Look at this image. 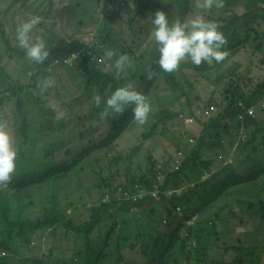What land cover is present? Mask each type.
<instances>
[{"label":"rangeland","instance_id":"374dc122","mask_svg":"<svg viewBox=\"0 0 264 264\" xmlns=\"http://www.w3.org/2000/svg\"><path fill=\"white\" fill-rule=\"evenodd\" d=\"M51 1H54L52 6L49 4ZM93 1L95 0H22L21 2L0 0V10L4 15H0V69L3 68L2 73L9 78L6 81V88L33 84L35 74L39 73V67L44 63L37 64L10 50L4 41V34L6 33L15 47L20 48L16 40L17 26L33 16H38L41 22L32 31L33 40L43 38L48 50L51 44L58 47L56 40L59 41V45L60 40H64L78 48L79 45L76 43L82 41L89 30L95 28L92 25L96 21V16L103 11V7ZM127 1L122 0V3L125 2L122 7L124 11L114 26L116 45L113 46V55L104 56L106 61L97 69L103 73L107 81L124 76L115 67V61L120 55L130 54L128 56L133 57V53H138L140 58L149 55L148 58L143 59L144 62L137 63L144 67L150 66V62L158 56L159 46L151 38L152 20L149 18V22L145 19L142 25L146 27L143 32L149 30V35L141 32V26L137 23L134 27L130 26L128 21L136 17L143 7L137 3L133 4L130 7L135 11L130 13ZM132 2L135 3V0ZM144 2L151 1L144 0ZM163 3L171 8L178 20L186 21L188 14L185 15L179 3L169 0H163ZM193 3V8L200 13L206 11L228 25L237 16L241 17L236 26L239 37L237 36L236 41L232 40L226 44L237 50L226 52L227 55L221 62L225 64L219 72L222 74L219 81H215L217 78L215 76L209 80L206 77L196 78L199 75H193L192 83L195 90L190 104L187 96L177 95L164 87L167 82L162 78L163 71H159L155 76L151 75L150 71L142 72V68L137 70L133 65L128 66V85L131 84L146 97L151 105V112L146 123L142 125L138 123L132 132L129 130L128 137L133 140L120 147L117 154L102 156L103 153H99L100 158L97 159V149L95 143L89 140L92 134L87 128L91 126L93 120L98 125L106 121L107 116L93 114L91 105L93 103L96 108H104L103 104L100 106L95 104V97L103 94L106 100L115 91L112 83L104 84L105 88L102 91H94V88L87 86V79L80 71L69 70L67 66L54 62L57 57L53 55L52 48L49 50V56H52L54 61H50V65L44 70L46 78L54 81L53 85L48 88L43 87L44 95L38 89L34 91L27 89L12 101H7L4 107H0V123L6 124L11 133L13 145L18 152L17 161L20 162L22 151L26 154L24 162L27 175L35 176L36 171L45 169L48 150L60 160L70 163L79 162L70 185L65 190L52 191L58 199L54 211L61 210L76 223L86 224L94 216L93 209L96 206L105 204L106 199L116 202L117 196H125L123 191L130 192L136 187L140 197L134 201L137 202L140 198L149 199L147 190L144 191L148 187L142 181L134 185L135 177L131 180L126 179L128 176H133V168L138 172L140 179L149 181L155 186L160 185L159 182L169 177L170 168H178L180 162L193 157L200 140L204 139L208 120L204 122L205 119L201 118V123L196 125L189 122L192 116H201L199 112L204 116L208 111L204 108H210L209 102L215 103L217 110L231 104L232 94L225 91L229 83L239 84L245 88L243 92L250 95L257 90L258 84L264 82V2L253 9H248L251 0L250 2L223 0L222 8L213 6L207 10L197 7L198 0H192ZM103 31L104 28L101 33ZM89 42L96 44L98 49L102 48L100 42L93 41V38ZM230 68L233 69L229 70ZM179 75L187 81L183 74L179 73ZM133 76L138 78L139 83L132 78ZM146 77L155 85L150 81L146 82ZM20 100L23 102V112L19 108ZM260 102L261 100H258L254 107L258 108ZM49 109L55 110L53 114L47 112ZM161 109L176 112V118L168 121L166 125L157 126L154 114ZM90 112L93 119L89 116ZM211 114L215 115L214 109L211 110ZM66 116L70 117L71 122L66 131L67 135L64 133L65 127L59 125L60 120H65ZM52 117L56 121V128L48 131L46 123ZM66 122L68 126V121ZM219 124H222L220 130L212 129L205 137L207 148H203L198 163L192 161L190 172L188 171L181 180L174 179L159 202L150 199L144 206H133L129 211H121L118 209L120 206L117 208L114 205L108 213H102L103 221L92 238L101 250L104 249L106 232L116 231L112 245L107 247V250H103L107 256L109 253L112 254L110 260H116L115 257H118L116 244L121 249L120 254L132 264H152L151 258L145 253L150 252L155 245L154 234H157L156 231H160V228L167 229L174 219L176 226L181 227L186 224L187 227H191L189 225L191 222L193 223L191 225L195 226L194 231L201 233V235L194 234V239L188 241V247L192 244L196 248L193 252L196 262L193 264H264V110H259L257 125L252 127L236 129L237 121L235 125L227 121ZM154 126L157 128L153 129ZM23 127L28 137L24 135ZM125 127L123 126L118 135L123 133ZM83 131H86L84 137H82ZM149 131H154V136L145 139V134ZM219 133L220 138L217 137ZM243 134L246 135L245 141L241 138ZM191 139L196 141L191 143ZM47 141H50L53 147L47 146ZM219 142L223 146L220 148L214 146L215 149L209 150L208 147ZM247 142L249 144L245 146ZM232 152L237 158L235 169H238L233 173L236 174L233 176L234 180L229 176L234 166L221 168L217 161V158L225 157ZM150 155L154 157L152 162L149 160ZM248 155H252L253 159ZM209 159L212 160V166L216 170L214 173H218V176L211 177L213 179L211 183L193 192L198 182L203 179L201 174L203 173L205 177L209 175L208 167L203 165V162ZM195 170L197 172L194 173ZM186 178L189 179L181 185V181H185ZM224 183L227 184L225 188H223ZM61 184L65 186L66 182L61 180ZM178 185L186 186V189L183 187L178 189ZM30 187L27 191L32 189ZM118 188L120 191H116ZM219 190L220 194L216 198ZM187 194H190L189 198ZM130 195L133 196L131 192ZM201 197L206 199V205H202ZM172 200H175L179 207L186 210L191 208L198 213L192 218H186L185 214L170 215L168 211L172 210ZM40 205L35 209H25L24 217L29 218L32 212H37V218L42 217L46 213L44 211L46 205ZM165 219H169L168 225H164ZM212 229L225 230V233L207 234ZM251 230H255V234L249 237L248 232ZM68 233L66 235L65 228L59 226L56 233L51 228H44L25 236L18 241L22 255H14L12 264H33L37 259L46 258H52L49 264L67 263L65 254L72 255L76 250L87 249L88 246L86 235L76 237L73 230ZM27 240L31 241V245ZM193 247L190 250H194ZM163 252L164 249L159 251L160 260L153 264H161ZM9 254L12 255L11 252Z\"/></svg>","mask_w":264,"mask_h":264},{"label":"trees","instance_id":"16d2710c","mask_svg":"<svg viewBox=\"0 0 264 264\" xmlns=\"http://www.w3.org/2000/svg\"><path fill=\"white\" fill-rule=\"evenodd\" d=\"M22 0H19L21 2ZM124 1V0H123ZM151 2L146 3L144 0H135V3L132 2V0L127 1V5L130 7L133 4H138L139 6H142L143 9L139 11L136 17L130 19L128 21V24L130 26L134 27V24H139L141 27V32H143L144 28L142 25L144 24V20L147 19L149 22V18L153 20V16L157 10H163L167 12L170 23L180 21L177 19V16H175V13L169 8L165 3H163V0H150ZM173 3H179L182 7L183 12L188 14L186 17V21L190 20L196 16L199 15L200 11L193 8L194 3L192 4V0H169ZM250 2V0H247ZM117 2L119 5H117ZM264 2V0L255 1L251 0V4L248 9H253L256 7L259 3ZM54 1H51L49 4L52 6ZM93 3H96L97 5H101L103 7V14H99V16H96V21L92 26H95L94 29L89 30L87 33V36L80 42L76 43L79 45V47H74L73 43L60 40H56L55 43L58 44L54 47L52 44L49 46V50L52 48L53 55L55 58L60 57H66L67 55H71L77 52H81L84 50V63H85V78L87 79V86L89 88H94V91H102L104 90V84L111 82L113 85L114 90H116L119 87L125 86L127 82V77L129 75V68L128 66L133 65V68L137 67V70L141 69L142 72H149L151 75L157 76L158 72L162 69L160 68L158 64V48H157V57L153 61L150 62V66H139L140 62H144V58H148L149 55L140 58L138 53H133L132 56H128L130 54H127L129 57V64L126 67V70L124 69L121 72L124 76L120 79H110L107 81L103 77V73L100 70H96L94 66H92V56L90 55V47L88 44H86V40H90L92 38L95 39V41L100 42L101 44V53L104 55H107L109 53H113V46L116 45L115 42V29L114 26L117 23L118 18L122 15L124 11V7L122 3V0H95ZM45 6V5H44ZM130 7L129 12L132 13V10ZM5 14V13H4ZM0 15H3V13L0 10ZM200 15L204 16L205 19H210L214 22H216L219 25L220 31L223 32L225 35L227 42L229 41H236L237 36L239 37V33L237 32L236 26L238 22L241 20L240 16H237L230 25L222 21L221 19H217L210 14H208L206 11H201ZM199 15V16H200ZM4 16V15H3ZM243 18L245 16H242ZM6 25V24H5ZM104 28V31L101 33V30ZM148 29V27H147ZM152 32V31H151ZM101 33V35L99 34ZM147 35H149V30L147 32H143ZM235 35V37H234ZM233 37V38H232ZM4 41L7 45V47L15 51L20 57L27 58L25 50L15 47L12 42L10 41V38L6 36V33L3 36ZM225 45L224 50L226 52H234L237 49L231 48L232 46ZM21 50H18V49ZM227 48V49H226ZM231 48V49H230ZM230 49V50H229ZM116 55V53H115ZM50 61H54L52 56H49L47 60H45L43 65L39 67V73L35 74L33 79V84L27 85H14L10 88H6V81L7 78L4 73L3 68L0 69V107H4L6 105L7 101H12L15 97H18L21 95V93L25 92L27 89L29 91H34L35 89H38L39 92L45 93L43 88V81L47 80L46 78V69L50 65ZM225 63H214L213 65H208L206 63H202L200 66H196L192 64L191 60L189 58H185L179 67L171 73L165 72V74L162 75V78L166 80L167 82V88H171L172 92H174L177 95H185L188 97V103H192V96L194 94V83H192V78H194L193 75H199V77H206L209 80H212V77H217L215 81H219L222 78V74L219 73L222 68H224ZM234 68V67H233ZM230 68L229 70L233 69ZM179 73L183 74L187 81L183 80V77L179 75ZM125 74H127L125 76ZM182 75V76H183ZM136 82L139 83L138 78L132 77ZM145 81L151 82V79L148 77L145 78ZM155 85L154 82H151ZM239 83V82H238ZM245 88L240 86L239 84H233L229 83L226 87V92H230L232 94V103L229 104L226 108L221 107L220 110H217V105L215 103H208V107L210 108H204L206 110H215V115L209 116L206 120H208L207 128L204 132V139L200 140V145L193 152V157L187 158L184 162H180L178 164V168H175L173 171L172 168H170L169 177L163 181L159 182L160 185L155 186L153 183L149 181H144V179H140L138 172L136 169L133 168V176H128V180H131L135 177L134 185L140 181H142L148 188H146L144 191L147 190V194L149 196V199H143L140 198L139 201H125V199H121V196H117L118 200L116 202H108L103 204L102 206H96L93 210H95L94 216L91 218L90 221H88L86 224H79L76 223L74 220L67 217L63 211L61 210H53L54 207L57 206V196L52 191L56 190H65L69 185L71 180H73L74 175L76 173V169L78 167L79 162L70 163L66 160H60L58 156H55L51 153L50 150L46 152V166L45 169L36 171L35 176H29L26 174V165L24 162L25 159V152L22 151L20 153V162L19 160L16 161V169L15 173L12 174L11 181L6 184L0 186V264H12L14 261V255H22V252L20 250V247L18 246V241L22 238H25V236L36 233L44 228H51L53 231H55L59 226H63L65 228V231L67 232L66 235H68L71 230L75 231L76 237H81L83 235H86V239L88 241L87 249L82 250H76L74 253L71 254H65L67 256L66 260L67 263L63 264H132L130 261L126 260L122 255L118 252V257L116 256V260H110L112 258V254L110 256H104L102 251L100 250L98 243L94 242V239L92 238L96 234L97 228H99L101 225L102 220V213H108L109 210L115 206H117L118 209L121 211L128 210L129 208L133 206H144L150 199L154 200L155 202H159L160 197L165 196V194L168 191L169 186L172 184L174 179H182L187 175V172H190V167L192 161H194L196 164L198 163V159L201 158V152L204 147L207 146V142H205V137L208 136L210 131L212 129L220 130L221 125L220 122H226L231 123L235 125V121L237 120V117L241 112H244L247 114V110L249 107H254L256 102L264 97V82L262 84L257 85V90L250 95H247L243 92ZM192 93V94H190ZM247 93V92H246ZM101 97L104 99L106 98L103 94H101ZM241 102L245 103V106L241 105ZM23 102L20 100L19 108L20 111L23 112ZM92 109L94 110L93 114L96 116L103 115L104 108H96L94 107V104L91 105ZM129 107V108H128ZM55 110L49 109L47 110L48 113L53 114ZM130 113V114H129ZM89 116H92V112L89 113ZM177 116V113L169 110V109H161L156 114H154V118L156 119V125H166L168 121H171L175 119ZM217 116V117H216ZM216 117V118H215ZM93 119V116H92ZM204 120V122L206 121ZM256 118H253L252 116H247V121L245 124L247 127H252L256 124ZM46 121V120H45ZM68 121V126L67 122ZM65 122V125H64ZM77 122L82 123L81 121L77 120ZM76 122V123H77ZM69 123L70 117H65V120H60L59 125L61 127H65V135L67 129H69ZM47 128L48 131L53 130L56 128V121L52 117L48 121ZM138 124L133 119L132 115V106H126L125 111L120 114H109L107 115L106 121L102 125L96 124V121H92L91 126L87 127L90 130L91 138L89 139L92 143H95V149H97L96 157L97 159L100 158L99 153H103L102 156H110L111 153L117 154L120 150L119 148L122 147L124 144L131 142L133 139H130L128 135H130V131L132 132L134 130V127ZM27 126V125H26ZM24 126V127H26ZM123 126H126L124 128L123 133L118 135L120 130L123 128ZM157 126H154L153 129H156ZM229 126V125H228ZM239 127L242 126V124H238ZM23 127V128H24ZM100 127V128H99ZM22 128V129H23ZM237 129V127L235 126ZM42 129V128H41ZM130 130V131H129ZM28 131V129H27ZM23 133L26 137H28V134L24 128ZM86 134V131L82 132V137H84ZM118 135V136H117ZM154 136V131H149L145 134V139H151ZM127 137V138H126ZM220 138V133L217 136ZM119 138V139H118ZM197 139V138H196ZM47 146L53 147L50 143V141L46 142ZM249 142L245 144V146H248ZM220 148L223 146L221 142L219 144H213L211 147H208L210 151L213 149ZM58 147V146H55ZM207 148V147H206ZM249 158L253 159L252 155H248ZM121 159L123 157L120 156ZM153 155L149 156V160L152 162ZM207 162H203V165L208 167V173L212 174L210 177L207 178V180L204 181V179L200 180L193 190H197L198 188L203 187V185H208L213 181L211 177L218 176V173L212 166V160H206ZM217 161L219 164L222 163L221 158H217ZM155 162V161H154ZM197 168V166H195ZM235 167V166H234ZM236 170H233L231 174L229 175L232 180H234L233 176L236 174H233ZM194 173L197 172V170L193 171ZM214 173V174H213ZM65 174H68L67 176ZM100 176L102 174L100 173ZM202 177L203 173L201 174ZM189 178H186L185 181H181V185L184 184ZM201 179V178H200ZM61 180H64L66 182L65 186L61 184ZM54 183V184H53ZM51 184H53V187L51 188ZM224 183L223 188L226 187ZM107 186V184H104ZM181 185H178V188H181ZM31 186V187H30ZM32 188L31 190L27 191V188ZM110 187V185H108ZM171 187V186H170ZM160 191H159V190ZM123 190V189H121ZM120 191V188L118 190ZM133 191L136 193H139L138 188H133ZM158 192V193H157ZM262 192V191H261ZM122 194L121 192H119ZM157 193V195L155 194ZM220 193L217 192L216 198H218V195ZM123 195H126V192L123 191ZM190 194H187L186 196L189 198ZM15 197V200H12V198ZM120 197V198H119ZM142 197V196H141ZM202 205H206L207 201L204 197L200 198ZM46 205L44 206V211L46 212L42 217L37 218V212H32V215L29 218H25L23 215V212L25 209H35L38 206ZM186 210L185 217L186 218H192L195 214L198 213V211H192ZM170 214L175 215L172 210L168 211ZM54 213V214H52ZM173 219V218H172ZM176 220L173 219V222H171L168 225V228L165 230L156 231L157 234H154V242L155 245L152 246L150 252H146L145 255L149 256L151 258V263L157 262L160 260V255L158 254L160 250L164 249L161 264H193L196 262L195 258L193 257V252L196 251L195 246L191 244L188 247V241L194 239V234L201 235V233H197V231H194L195 226L190 225L191 227H187L186 224L182 225L181 227L175 225ZM103 226V225H102ZM187 228V229H186ZM223 231H216L212 229L211 231H208L207 234H217L221 235L224 232ZM115 230L106 232V239H105V245L111 246L112 245V239H114ZM100 234V233H98ZM255 234V230H251L248 232V236L252 237ZM66 237V236H65ZM28 244L31 245V241L27 240ZM193 247L194 250H190ZM134 249V248H133ZM133 251V250H132ZM12 253L10 255L9 253ZM110 254V253H109ZM71 255V256H70ZM77 259V260H76ZM52 258H46V259H37L34 261L33 264H49L51 263Z\"/></svg>","mask_w":264,"mask_h":264},{"label":"clouds","instance_id":"9594fccd","mask_svg":"<svg viewBox=\"0 0 264 264\" xmlns=\"http://www.w3.org/2000/svg\"><path fill=\"white\" fill-rule=\"evenodd\" d=\"M213 6L222 8L223 0H198L197 3V7L205 10L211 9ZM153 17L151 38L159 46L158 64L162 69L161 71H163V74H165V72H174L185 58H189L192 64L196 66H200L202 63H206L208 65H213L214 63L218 64L225 59L227 53L224 50V46L227 44V39L223 32L220 31L219 25L216 22L210 19H205L204 16L200 15L187 21H176L170 23L167 12L163 10H157ZM40 22L41 21L38 16H33L18 25L16 29V40L19 47L25 50L26 57L29 60L35 61L37 64L43 63L47 60L50 54L46 41L43 38H36L33 40L31 35L33 29L36 28ZM109 55L111 56L113 53H109ZM58 59L61 60L63 57L57 58L54 62L56 63ZM102 64L103 63H101V65ZM128 64L129 57L127 55H120L115 61V67L119 71H123ZM84 65L85 63L78 65L75 68H68L69 70L80 71L82 74H85V71L83 72L85 69ZM101 65H98L97 62H92V66H94L96 70ZM53 83L54 81L47 79L43 81V87H51ZM164 87H167V84ZM167 89L172 91L170 87ZM263 99L264 97L259 100ZM95 104L97 106H100L101 104L104 105L103 115L105 116L109 114H120L125 111L126 106H132L133 119L141 125L147 122L148 116L151 112V105L147 101L146 97L137 91L131 84L117 88L110 96L107 97L106 100L97 95L95 97ZM259 110L264 109L260 108V106L257 108L256 119L258 117ZM199 114H201V116H192L189 119V122L199 125L202 120L201 118L206 120V118H208L207 116H209L207 114H204L203 116L201 112H199ZM238 118L239 116L236 121L238 124L241 123L242 126L239 127L235 121L236 127L240 129L247 127L245 124L247 118L244 122L240 121ZM191 119H194L195 121L192 122ZM241 138L245 141L246 135H241ZM195 141V139H191V143ZM17 155L18 152L13 145L12 136L8 131L7 125L0 123V186L6 185L11 181L12 174L16 169ZM229 158L233 159L232 163H227ZM221 159V168L235 166L233 167V170H238L235 169L237 166L235 165L237 158L234 152L230 155H225V157H222ZM184 161L185 160L182 162ZM172 170L174 171L175 168ZM210 175L211 174L209 173L208 177ZM208 177H203L204 181L207 180ZM181 187L186 189V186ZM127 192L129 193L128 195ZM127 192L125 196H121V199H125V201H132L140 197V193H135L133 189L130 191L133 196L130 195L129 191ZM218 192L220 193V190ZM105 201L106 203L113 202V200L108 201L107 199ZM172 204V211L174 214L176 213L182 216L186 213V209L179 207L175 200H172ZM168 224L169 219H165L164 225ZM191 224L193 223L189 222V225ZM107 247L109 246H104V249L107 250ZM115 247L120 254L121 249L116 244ZM104 249H101V251L104 256H107V254L103 251ZM110 255L111 253L109 256Z\"/></svg>","mask_w":264,"mask_h":264},{"label":"built area","instance_id":"2783aa9c","mask_svg":"<svg viewBox=\"0 0 264 264\" xmlns=\"http://www.w3.org/2000/svg\"><path fill=\"white\" fill-rule=\"evenodd\" d=\"M100 15H102L104 17V14H103V11L100 13ZM93 41H95V39L93 38ZM86 44L89 45L91 51H90V55L92 56V61L93 62H97L98 65H101V63H104L106 61V58L104 56V54L101 53V49H98L96 44L92 43V42H89V40L85 42ZM84 50L81 51V52H77L73 55H68L66 57H64L63 59H58L56 61L57 64H63L67 67H71V68H75L77 67L78 65H81V64H84ZM241 105L242 106H245L246 104L241 102ZM260 108L264 109V99L261 100L260 104H259ZM207 115H210V110H208L206 112ZM256 114H257V108L255 107H249V109L247 110V114H245L244 112L240 113L239 114V120L244 122L247 118V116H252L253 118L256 117ZM192 122H194L195 120L194 119H191ZM233 162V159L232 158H229L227 160V163H232ZM159 190V189H158ZM160 191V190H159ZM158 193V192H157ZM157 193H155L157 195ZM129 193L127 192V195ZM110 197V196H109ZM107 197V198H109Z\"/></svg>","mask_w":264,"mask_h":264},{"label":"crops","instance_id":"0c3cea01","mask_svg":"<svg viewBox=\"0 0 264 264\" xmlns=\"http://www.w3.org/2000/svg\"><path fill=\"white\" fill-rule=\"evenodd\" d=\"M257 156V155H256Z\"/></svg>","mask_w":264,"mask_h":264}]
</instances>
